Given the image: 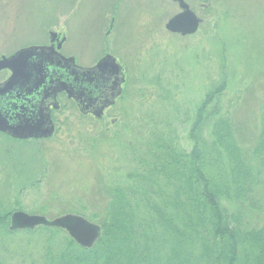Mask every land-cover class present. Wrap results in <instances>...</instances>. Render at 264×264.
Masks as SVG:
<instances>
[{
    "label": "rangeland",
    "instance_id": "rangeland-1",
    "mask_svg": "<svg viewBox=\"0 0 264 264\" xmlns=\"http://www.w3.org/2000/svg\"><path fill=\"white\" fill-rule=\"evenodd\" d=\"M185 2L203 21L189 37L165 30L179 12L170 0H0V56L48 45L49 33H59L66 57L89 66L108 53L128 77L126 95L101 122L60 99L68 112L59 114L53 139L19 143L0 136V211L98 220L107 183L126 176L152 136H170L179 152L191 153L190 131L205 97H220L221 113L253 152L264 134V0ZM254 193L264 207V187ZM64 236L0 230V260L51 264Z\"/></svg>",
    "mask_w": 264,
    "mask_h": 264
},
{
    "label": "trees",
    "instance_id": "trees-1",
    "mask_svg": "<svg viewBox=\"0 0 264 264\" xmlns=\"http://www.w3.org/2000/svg\"><path fill=\"white\" fill-rule=\"evenodd\" d=\"M190 132V154L170 136L143 143L126 176L107 183L105 212L81 214L102 229L95 246L66 235L51 264H264V207L254 193L264 187V134L251 156L220 97L201 101ZM10 215L0 211L6 234L16 232L6 227ZM40 228L52 240L65 233Z\"/></svg>",
    "mask_w": 264,
    "mask_h": 264
},
{
    "label": "water",
    "instance_id": "water-1",
    "mask_svg": "<svg viewBox=\"0 0 264 264\" xmlns=\"http://www.w3.org/2000/svg\"><path fill=\"white\" fill-rule=\"evenodd\" d=\"M172 1L178 4L181 12L168 21L166 30L181 36L196 33L202 20L196 17L184 0ZM55 36L52 34V37ZM63 42L64 39L58 43V50ZM3 69L9 70L11 76L0 84V97H23L26 93H32L29 89L33 86L38 94L55 96L56 93H65L69 99L74 100L79 111H90L96 116L101 115L104 109L113 104L122 81L120 67L110 56L101 59L93 68L87 69L76 66L73 58H65L54 48L47 46H31L8 58L2 57L0 70ZM12 108L14 109V106ZM12 117L17 122V130H11L10 122L3 121L8 118L1 116L0 131L21 138L40 136L39 131L30 126L29 130L24 131L25 126L22 127L19 122L22 120L20 114ZM40 226L65 231L70 239L83 249L93 248L102 236L99 226L72 214L49 221L42 216L16 211L10 217L8 230L32 231Z\"/></svg>",
    "mask_w": 264,
    "mask_h": 264
},
{
    "label": "flooded vegetation",
    "instance_id": "flooded-vegetation-1",
    "mask_svg": "<svg viewBox=\"0 0 264 264\" xmlns=\"http://www.w3.org/2000/svg\"><path fill=\"white\" fill-rule=\"evenodd\" d=\"M170 1L178 6L177 3L173 2L172 0ZM113 22H114L113 19H111L109 28H112ZM172 35H177V34H172ZM180 37H189V36H180ZM61 38H62V34L57 33L56 37H52V33H49V44L44 46L54 48L55 51L61 53L62 46L60 47V50H58L57 48L58 42L61 40ZM39 46H43V45H39ZM13 54H10L8 56H0V59L2 57L8 58ZM106 56L112 57L116 61V65L120 67V74L122 76V81L120 84L119 94L116 96L117 98L114 99V102L111 106L107 107L102 111L101 115L96 116L94 113L90 111L82 113L81 111L78 110L74 100L69 99L65 93H56L55 96L47 95V94H38L36 88L32 86L29 89V91H31L32 93L31 94L26 93L23 95V97H6V98L0 97V117L1 116L7 117L8 120H3V121L8 123L10 122L9 126L11 130H17V122L12 117V115L20 114L21 116L20 119L22 120L19 122L21 123L22 127L25 126L24 131H27V129L29 130V126H30V128L31 127L36 128V130L39 131L40 136L21 138V137L12 136V134L5 133L2 131H0V136L10 141L19 142V143H40L42 141L53 139L56 136L58 130L59 114L68 112L62 109V107L64 106L63 103L60 101V99H63L67 102H71L72 104H74V106L76 107V112L81 117H88L90 120L96 122H101L102 120L106 119L107 113L115 106L116 102L121 97H124L126 95V91H128L127 90L128 77L126 75L127 74L126 67L123 66L120 62H118V60L115 57L111 56L108 53H105L98 61H96L94 64L89 66H81L77 63L74 57L69 56L70 58L74 59V63L77 66L87 69H91L94 66H96L97 63ZM0 75H3L2 80H0V84H2L6 80H8V78L11 76V72L7 69H3L0 70ZM13 106L14 109L12 108ZM19 108H21L22 110H19ZM110 119L111 120L109 123L111 126H114L118 122L117 118L112 117ZM1 121L2 120H0V122Z\"/></svg>",
    "mask_w": 264,
    "mask_h": 264
}]
</instances>
